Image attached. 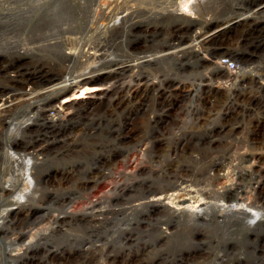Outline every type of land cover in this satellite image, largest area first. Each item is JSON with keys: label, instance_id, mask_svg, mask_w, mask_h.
Returning a JSON list of instances; mask_svg holds the SVG:
<instances>
[{"label": "rangeland", "instance_id": "374dc122", "mask_svg": "<svg viewBox=\"0 0 264 264\" xmlns=\"http://www.w3.org/2000/svg\"><path fill=\"white\" fill-rule=\"evenodd\" d=\"M130 1L133 5L129 9H124V6L114 7L110 12H107V16L106 14L104 15L106 17H103L102 21L100 20L102 25L100 24L99 31L102 32L105 43H109L110 45L116 41L124 43L123 46H120L122 49L119 47L111 49L112 51L108 52L107 58L116 59V61L120 62L145 54H161L166 51L175 52L174 50H176V57H168L171 61V64L169 63L171 66H168L166 63V69L169 71L166 75L169 73L171 76H180L185 80H194L201 76L202 73L214 71L213 67L216 65L219 67L221 58L227 55L221 54L225 52L229 53V55L233 56L232 58H236L237 64L240 67L237 71L233 72L234 70H228L220 64L225 69L219 70V79L223 82L222 99H225L226 80L230 79L228 82H231L233 77L238 74H245L252 69L259 71V68H264V10L263 8H259V6L264 4V0ZM13 3L14 1L11 0H0V9L3 10L6 6L10 9L15 8L18 5L20 6V4H28V1ZM169 10H174L175 13ZM49 11L58 14L61 18L69 16L68 21L72 22L73 19L75 23L76 15L80 12L78 10L75 13L69 8H54ZM66 11L68 13L64 14ZM126 12L128 17L124 19L121 16L126 14ZM108 13L110 14L108 15ZM238 15L241 17L248 15L249 25H245L244 27L243 24H240L237 27L235 26L231 31H228V22L231 18ZM46 19H43V21ZM52 20H55V16L52 17ZM38 23L34 19L30 23L31 25L28 24L24 28L16 26L17 28L9 31L11 34L7 35V38L17 40V44L15 43L17 46H22L21 37H24L25 40L28 39V42L31 44H29L28 49L30 52L29 56H24L25 59L23 57L27 61V64L22 66L27 71L39 69L52 60L51 56V60L49 59L47 48L39 47L38 49V47L32 46V44H37L32 39L35 40L34 38L37 37L35 36V32H37V28L40 26V23ZM40 38L42 37L40 36ZM40 40H44V38ZM65 47L67 48V46ZM0 49L7 48L0 46ZM33 49H35V52ZM124 49L126 55L123 52ZM17 50L19 48L15 47L9 53L16 55L18 53L16 52ZM6 51L0 54V59H4V63H9L13 57ZM242 56H246L247 58ZM7 59L10 60L8 61ZM175 60L179 64L181 62L186 63L187 66H182L181 68L179 67L180 65L174 63ZM98 62L100 61L94 62L93 65L89 62L87 65L89 68L92 67L102 72L110 73L109 81L106 79L105 82L107 85H111V91L103 97L100 105L95 106L94 109H88L87 116L84 115L73 119L64 117L63 120L57 121L59 124L55 123V126L58 127L57 138L53 137L52 133L45 131V127H43L45 125L43 122L44 117L40 114L41 112L30 109L26 103L19 104L21 107L16 104V107L12 108L7 114V120L5 122L2 121L3 124L1 123L0 125V127L2 126L0 128V263L51 264L49 259L52 260V257L47 259L48 256L46 257V255L49 244L52 245L51 242L53 241V244L56 247L59 246V249H70L71 246L75 247L78 244H83V250H86V252L82 250L77 251V253L74 252L70 256L67 252L59 258L54 257L52 260L54 264H126L131 260L132 262L134 261V264H140V262H142L141 264H144V262L147 264V261L156 255H162L168 262H176L174 264H264V200L249 205L248 199H245L246 202L238 203V206L246 211H242L243 213H239L237 216L225 214V221H222L221 215L208 212V215H202L195 221L194 218L192 221L180 218L178 226L176 225L177 223L173 224L175 221L171 222V226L166 224L170 219L177 220L179 218L168 212L145 213L144 207L137 204L138 201L135 199L137 195L133 192H127L119 198L114 197L111 201H105L98 205L110 204L116 208L114 212L106 209L101 210L100 208H97L98 210H90L89 200L94 199L95 194L100 199L104 198L105 200L108 198L113 189V177L115 176L119 179L122 170L131 169L130 175L136 181H152L163 170L162 165L164 168L171 169L174 168L176 163L181 162L180 166L183 163V166L185 165L184 167L187 169L186 171L185 168L182 169L181 167L183 173L198 170L205 171L207 169L211 175L225 172L227 178L232 179L233 176L231 174L234 172V161L231 160L232 154L237 151L241 152L244 149L264 153V118H261L263 122L261 126H256L255 122H248L249 120L257 121L259 119L258 114L260 113V109L258 105L250 104L249 106L251 107L249 109H244L240 106L238 107L239 109L237 108L232 112V116H229L230 118H225V108L219 114L214 113V111L212 113L210 112L211 108L213 109L217 106L215 104L209 105V102H207L206 105L210 109L203 111L202 115H197L192 110L193 104L197 103L193 98L194 92L190 89L192 88L190 86L193 85L185 86L186 82H184L182 86L187 89L186 91L175 89L172 92L170 88L159 90L163 87L161 84L164 82L161 83V81L165 76L162 67L160 68V66L158 67L155 64H145L141 68L135 69V78H132L130 76L131 72L129 71L130 73H128L125 69L123 70L124 73L121 70L118 72L114 71L113 68L117 66L114 61H102L103 64ZM97 66L101 67L98 68ZM53 67L58 68L60 66L56 65ZM71 68L69 67L67 70H71ZM82 68L78 64L74 70L81 71ZM228 75L232 77L228 78ZM246 76H249V74H246ZM111 79L112 81H110ZM4 82V77H0V88L8 91L10 88ZM193 87L196 88V86ZM255 89L254 91L264 100V95H261L257 88ZM128 92L129 95H132V97L130 96V100L127 99ZM246 96L243 94V97ZM154 99L157 100L153 101ZM163 100L165 101L162 102ZM169 101L172 103H169ZM241 101L237 104L243 105V103H246L244 100ZM165 104H168L166 106L170 108L167 112L168 114L162 115ZM27 109L30 110L26 111ZM37 112H40V115ZM50 112L54 113L55 111L54 109H50ZM31 115L34 116V119ZM159 117H162V119L158 126H156L155 120ZM225 122L227 123L226 125ZM243 123H246L245 127L242 126L241 128L238 126V124ZM27 124H30L29 127H27ZM248 124L251 125L249 126L250 128ZM215 126L218 127L216 130ZM125 133L133 134L131 140L134 141H125L126 138L119 136ZM178 137L181 138L180 144L182 145H180L181 150L175 153L174 143L178 140ZM33 139L34 142H32ZM169 139H171L172 143H169ZM142 140L148 143L147 146L146 144H142ZM147 140H151L152 146L149 145ZM27 144L31 148L27 149L25 146ZM31 149H33V152H30L32 151ZM126 149L130 152L128 167L125 162H121L127 154L125 152ZM147 150L157 151L158 155L152 157L148 154ZM229 154H231L230 157ZM153 158L155 159L152 160ZM255 160L257 166L254 165V168L261 169L260 165H263L264 155L258 153ZM29 161L31 168L28 170L26 163ZM99 164H103L105 168L107 167L106 171H115L112 176H108L107 183L95 186L94 181L90 179L95 176V173L98 174L96 167ZM231 165L232 167H230ZM80 167L83 168L81 169ZM12 169H17L15 174ZM83 169L86 172H84V175L89 177L83 183L87 187L77 188L73 181L78 176L81 183ZM77 170L80 175H77ZM12 175H15L17 178L20 177L14 180L11 177ZM63 176L65 179L63 178L64 180L62 181L60 177ZM66 176L68 177L66 178ZM10 178L12 182L9 180ZM202 186L206 188L211 187L209 181L205 182V184L203 183ZM69 193L71 196L77 197L78 203L76 204V208L78 207L79 213L84 215L86 221L81 223L65 222L64 225L62 218L61 220L59 218L52 223L53 232L50 228L52 215H55V213L56 215H63V204L56 202V199L64 197ZM30 207L33 210L34 208L38 210L30 212ZM245 212H247L246 215ZM251 213L256 214L257 217L254 219ZM14 218L17 219V222L13 226L9 224V220ZM23 220L28 222L24 223ZM21 231H25V234L20 240H17V235ZM128 233L132 238L128 242H125L123 240H126ZM47 234L50 236L48 237ZM80 241L83 242L81 243ZM33 242L37 244L38 250L36 254L26 252V250L24 252L19 250L23 248L19 244H32ZM40 242L46 244L42 245ZM124 244H126L125 247L127 245L128 247L125 248ZM6 251L9 253L19 251L20 256L8 258ZM66 255L68 258H71V262L68 261Z\"/></svg>", "mask_w": 264, "mask_h": 264}, {"label": "bare ground", "instance_id": "6f19581e", "mask_svg": "<svg viewBox=\"0 0 264 264\" xmlns=\"http://www.w3.org/2000/svg\"><path fill=\"white\" fill-rule=\"evenodd\" d=\"M11 1H14V3L15 2L21 3V2H23L25 0H11ZM27 1H28V4H25V5L24 4H20V6L18 5L15 8H11L10 9L8 6H6L3 10L0 9V46H3L5 48H7V49H0V54L5 52L6 50H10V51H6V52H8V53L10 52L11 53L12 49H14L15 47L19 48V50L16 51V52H18V53H16V55H14V53L13 54L9 53L10 56L13 57L11 59V61H9L10 59L9 60L7 59L9 61V63H4V59H2V58L0 59V72H1L0 73V77H4V81H5L4 84L10 88L8 91L7 90L4 91L3 89L0 88V125H1L2 121L5 122L7 120V114L9 113V111L12 108L16 107L15 106L16 104H18V106H19V104L22 105L23 103H26V104L29 105L30 109H35V110L41 112V113L40 112H37V113H38V115L42 114L43 117H44V121L43 122H44L45 125H43V127H45V131L52 133V136L56 137L57 136L58 127L55 126V123L58 124L57 121L63 120L64 117L73 119V118L81 117V116H84V115L87 116L86 113L88 112V109L89 110L90 109H94L95 106L100 105L101 101L103 100V97L106 96L111 91V89H112L111 85H107V83L105 82L106 79L109 78L110 73H107L105 71L102 72V71H100L98 69H95V68H92V67L89 68V66L87 65V63H89V62H91L92 65H93L94 62H96V61H100V62H98L100 64L102 63V61H105V62L106 61H108V62L114 61L115 64L117 65V66L114 65L115 66L113 68L114 71L118 72V71L121 70L123 72V70L125 69L126 72L127 71H128V73L131 72L130 76L132 78L134 77V73H135V69L136 68H141V66H143L145 64H155L158 67L160 66V68L162 67V69L164 71V74H165V76L163 77V80L161 81V83L164 82V83L161 84V86H163V87H161L159 90H162L163 88H170V90L172 89V92H174L175 89L186 91L187 89L184 88V86H182V84L184 82H186L185 86H190V85L196 86V88L193 87V86H190V87H192L190 89H192L193 92H194V97H193L194 101H197V103L193 104V106H192V110L195 112V114L202 115L203 111L209 110L210 107H208L206 105L207 102H209V105L215 104V106H217V107H215L213 109L211 108L210 112H212V113L214 111V113L219 114V113H221V110L223 108H225V118H230L229 116H232V112H234L240 106L243 107L244 109H249L251 107L249 105L250 104H254V105H258V107L260 109V111H259L260 113L258 114L259 119L257 121L249 120L248 122H250V123L251 122H255L256 126H261V123H263L261 118H264V100H262L261 96H259L254 91V89L257 88L258 91L261 93V95H264V92H263V89H264V68H259V71L258 70L254 71L252 69L251 71H248L245 74H240V75L238 74L235 77H233L231 82H228V81H230V79L226 80L225 81V99H222L221 98L222 97L221 93H222V88H223V86H222L223 82H221L220 79H219L220 78V71L219 70H221V69L225 70V69L220 64H219V67L217 65L215 67H213L214 71H209L207 73H202L201 76H199L198 78H196L194 80H185V79H182L180 76L179 77L171 76V75H169V73H168V75H166L167 72H169L166 69V67H167L166 63L168 64V66L171 64V61L168 59V57L169 56H170V58H171V56L172 57L173 56L176 57V53H175V52H177L176 50H174L175 52L166 51V52L161 53V54H154V53L145 54L143 56H136L134 58L132 57L130 59H126V60H123V61H120V62L116 61V59L112 60L110 58H107L108 52L112 51L111 49H116L118 47L120 49H122V47H120V46L121 45L123 46L124 43H121V42L119 43L117 41L113 42V44H111V45L109 43H105L104 40H103V34H102V32L99 31L100 30L99 27H100V24H101L100 20L102 21L104 15L106 14V16H107V12L108 11L110 12V10L113 9L114 7L124 6V9H129L133 5V3H131L130 0H27ZM54 8H58V9H66V8L68 9L69 8L75 13H77V11L80 10V12L77 13V15H76V23H75V21L73 19H72V22L68 21V19H69L68 17L69 16L61 18V17L58 16V14H55V13L49 11V10H52ZM259 8H263V10H264V4L259 6ZM169 11L175 13L174 10H169ZM65 13H68V12L66 11V12H64V14ZM109 14L110 13H108V15ZM54 16H55V20H52V17H54ZM253 16H255V15H253ZM121 17L126 19L128 17L127 16V12H126V14L122 15ZM34 19L37 20L40 23V26L37 28V32H35V36H37V37L34 38L35 40L32 39V41L35 42V43L37 42V44H32V46H34L35 48L38 47V49H39V47L40 48H47L48 52H49V59L51 60V58H52V60L48 61V63L44 64V66H41L39 69L36 68V70L31 69L32 71H27L26 69H23L22 65L27 64V61L24 60L25 59L24 56H29L30 52H29L28 49H29V46L31 44L28 42V39L25 40L24 37H21L22 46L21 45L17 46L16 45L17 44L16 43L17 40L16 39L7 38V35L11 34V32H9V31H12V29L17 28L16 26H21V27L24 28L26 25L32 23ZM43 19H46V20L43 21ZM41 21H42V23H41ZM249 23H250V21H249L248 15H246L244 17H241V16L238 15V16H235V17L230 19V21L227 24V30L231 31L232 29L235 28V26L237 27L240 24H243L244 27H245V25L248 26ZM232 25H234V26H232ZM19 29H20V27H19ZM22 30L24 31V29H22ZM12 34H14V33H12ZM40 36L42 38H44V40H40V39H42V38H40ZM212 36H214V35H212ZM8 37H10V36H8ZM106 38H107V36H106ZM205 40H207V39H205ZM109 41H111V40H109ZM107 42H108V40H107ZM65 46H67V48ZM34 50L35 49H33V51ZM124 51H125V49L123 50V52ZM229 51H230V49H229ZM111 53L113 54V52H111ZM120 53H119V55L122 54V53L121 54ZM124 54H125V52H124ZM225 54L229 55V53H226V52L221 54V55H225ZM50 56H51V58H50ZM129 56H130V53H129ZM229 56L233 57L231 54ZM23 57H24V59H23ZM242 57L247 58L246 56H242ZM45 62H47V61H45ZM174 63L180 65L179 67H181V68H182V66H187L186 63H183V62H181V64H179V62H177V60H175ZM78 64H80V66L83 67L81 71L74 70V68ZM56 65H59L60 67H58V68L53 67V66H56ZM108 65H110V64H108ZM72 66H73V68H71ZM69 67L71 68V70H67V69H69ZM100 67L101 66H99L98 68H100ZM239 67L240 66H238V68L236 70H234L233 72L237 71L239 69ZM169 69H170V67H169ZM246 74H249V76H246ZM225 75H227V74L225 73ZM116 77H118V76H116ZM231 77H232L231 75H228V78H231ZM114 80L115 79L113 77V81ZM107 81H109V79ZM110 81H112V79ZM138 84H140V82H138ZM5 85H4V87H5ZM121 86H120V88H121ZM123 87H124V85H123ZM130 87H131V85H130ZM181 88H183V89H181ZM154 89H155V87H154ZM190 89H188V90H190ZM112 93H113V91H112ZM243 94H245L247 96L243 97ZM130 96L132 97V95L131 94L129 95V92H128V98H127L128 100L131 99ZM156 100L154 99L153 101H156ZM241 100L246 101V103H243V105H238L237 103L239 101H241ZM260 100H261V102L259 103ZM164 101L165 100H163L162 102H164ZM169 103H172V102L169 101ZM192 103H195V102H192ZM168 104H165V106H164L165 108L162 111L163 112L162 115L168 114L167 112L169 111V108H170V107L166 106ZM19 107H21V106H19ZM50 109H54L55 112L51 113ZM29 110L27 109L26 111H29ZM156 113H158V112H156ZM207 116H209V115H207ZM32 117L34 119V116H32ZM161 119H162V117H159L158 119L155 120V125L156 126H158V124H159ZM24 124H26V123H24ZM226 124L227 123L225 122V125ZM29 125L30 124H27V127H29ZM245 125H246V123L238 124V126L241 127V128H242V126L245 127ZM230 126H231V124H230ZM249 126H251V125L248 124V127ZM222 127H223V125H222ZM217 128L218 127L215 126V130ZM257 130H259V129H257ZM44 135H45V133H44ZM36 136H37V134H36ZM119 136H123L124 138H126L125 141H130L133 138V134H131V133H125L124 135L121 134ZM204 137H205V135H204ZM171 139H169V143L171 142ZM56 140H59V139H56ZM144 140H142V144H146V146H147L148 143H146ZM133 141L131 140V142H133ZM180 141H181V138L178 137V140L175 141V143H174V151H175V153L178 152L179 150H181L180 149V147H181L180 145H182V144H180ZM32 142H34V139H33ZM148 142H149V145L152 146L151 140H149ZM42 143H44V142H42ZM149 145H148V147L150 148ZM25 146H26L27 149L31 148L28 144L25 145ZM146 146H145V149H146ZM32 147H33V145H32ZM121 147H123V146H121ZM168 147H169V145H168ZM128 149L125 150V152H127V154L125 155V158L121 161V162H125L127 167H128V164L130 163V160H128L129 157H130V152H128L129 151ZM145 149H144V151H146ZM31 150L32 151H30V152H33V149H31ZM26 152H28V151H26ZM30 152H28V153H30ZM147 152L152 157L154 155H158V153H156L157 151H154V150H149V151L147 150ZM142 153H144V152L142 151ZM258 153H260V155H264V153H262V152H256V150L255 151H247V149H244L241 152L237 151L236 153L232 154V157H231L232 159L231 160L234 161L233 162L234 172H233V174H231L233 176L232 179L227 178V174H225V172H220V173H218L216 175H211L208 172L207 169L205 171H203V170L199 171L198 170V171H193V172H189V173L188 172L183 173V171L181 170V167H182V169H184L185 165L183 166V163H182L181 166H180L181 162H179L178 164L176 163L174 168H171V169L170 168H164V166L162 165V167H163L162 169L163 170H161V172H159V174L156 175L152 179V181H141V180L136 181L135 178H133L130 175L131 169H127V170H124V171L122 170L119 179H117L115 176L113 177L114 178V182L112 183L113 189H112L111 193L109 194V197L104 200V198L100 199L98 197V195L95 194V198L89 200L90 201L89 207L91 208L90 210H98L97 208H100L101 210H105L106 209V210H111V211L114 212V210L116 211V208L111 206L110 204H106V205H102V206H98V205L101 204V203H104L105 201H111L114 197H118L119 198L120 196H123L127 192H133V193H136V195H137V198H135L136 201H138L137 204L144 207L145 213L149 214L151 212H157V213L168 212L170 214H173V215L179 217L177 220H175V219L168 220L166 222V224L168 226H171L172 225L171 222H173V221H175V222H173V224L175 225V223H177L176 225L178 226L180 218L187 219V221H190V220L192 221L193 218H194V221H195V220L198 219V217H200L202 215H206V214L208 215V212L209 213L212 212L213 214L217 213V215H221L222 221H225L224 220L225 219V214L226 215H231V216L232 215H236L237 216V214L243 213L242 211H246L242 207L238 206V203L239 204L241 202L245 203L246 202L245 199H248L249 202L248 201L247 202H248L249 205H253V204H255L258 201L264 200V162L262 161L263 165H260L261 169L254 168V165L257 166V164L255 163V161H256L255 159H257V154ZM160 154H162V153H160ZM11 156H9V157H11ZM173 156H174V154H173ZM230 156H231V154H229V157ZM224 157H226V156H224ZM154 159L155 158H153L152 160H154ZM180 159H181V157H180ZM220 159L221 158L219 157V160ZM15 161H14V163H15ZM163 161H161V162H163ZM131 163H133V162H131ZM169 163H171V162H169ZM165 165H166V163H165ZM230 167H232V165ZM26 168L28 170L31 168L30 161L26 163ZM73 168H75V167H73ZM85 168H87V167H85ZM96 168L98 169L97 170L98 174L95 173V176H93V175H92L93 177L90 176L91 177L90 180L94 181L95 186H99V185L105 183L107 181L108 176H112L113 172L115 171V170L106 171L107 167L105 168V166L103 164H99ZM84 169L82 170L83 171V173H82L83 176H81V177L83 179L81 180V183L79 182V177L78 176H77L76 179L74 178L75 180L73 179L74 180L73 182H75L77 188L87 187L83 183L86 182L89 177L84 175V172H85ZM16 171H17V169L16 170L14 169L13 173L15 174ZM82 171H80V172H82ZM186 171H187V169H186ZM78 174L79 173H78V170H77V175ZM229 175H230V173H229ZM64 176L60 177V178H62L61 179L62 181L65 179ZM11 177L15 180V179H18L20 176L17 178L15 175H12ZM67 177L68 176H66V178ZM8 178H9V176H8ZM225 179H226V181H225ZM9 180L11 181V178ZM207 181L210 182V185H211L210 188H206L205 186H202V184L203 183L205 184V182H207ZM72 186H74V185H72ZM73 188H71V189H73ZM56 202H58L60 204H63V207H62L63 209L61 208L63 215H59V214L56 215V213H55V215H52V218L50 219V222H51V227L50 228L52 229V231L54 230L52 228V223H54L53 221H56L59 218H60V220L62 218V221L64 222V225H65V222L66 223H73V222L81 223L83 221H86L84 215L82 213L81 214L79 213V210L77 209L78 207L76 208V204L78 203L77 197H73L69 193V194H67L64 197L56 199ZM132 204H134V203H132ZM29 209H31V211ZM29 209L28 210L30 212H34V211L38 210V209H35V208L33 210L32 207H30ZM246 213L247 212H245V215H246ZM101 214H102V212H101ZM252 215H253L254 219L257 217V215L254 214V213ZM128 217H129V215H128ZM129 220L131 221V219H129ZM228 220H229V217H228ZM251 221H249V222H251ZM16 222H17V219H15V218L9 220V224L13 225V226H14V224ZM27 222L28 221H24V223H27ZM57 223H58V221H57ZM60 223H59V225L61 226ZM54 226H56V225H54ZM62 226H63V224H62ZM185 226H187V225H185ZM7 227H9V226H7ZM45 227H46V225H45ZM13 229H15V228H13ZM55 230H57V229H55ZM40 231H41V228H40ZM24 234H25V231H21L17 235V240H20L23 237ZM47 236H48V234H47ZM38 238H40V237H38ZM131 238H132L131 235L128 233L127 237H126V240H123V241L128 242V240L131 239ZM46 239H47V237H46ZM35 242H37V241H35ZM45 242H48V241H45ZM51 244L52 245L49 244V247H48V250H47L48 251V253L46 255V257L48 256L47 259H49V257H52V260L54 259V257L59 258L60 256L65 255L67 252H68V254L70 256L74 252L77 253V251H80V250L84 251L83 250V244H78L75 247L71 246L70 249L69 248H61V249H59L58 248L59 246L56 247L55 244H53V241L51 242ZM19 245H22L21 247H23V248H21L22 250L19 249L22 252H24L26 250V252H32L33 254H36V252L38 250L37 249V244H35L34 242L32 244H19ZM34 245H35V247H34ZM95 246L97 247V245H95ZM125 246H126V244H124V247ZM98 247H100V246L98 245ZM127 247H128V245H127ZM127 247H125V248H127ZM87 249H88V246H87ZM87 251H89V250H87ZM84 252H86V250ZM6 253H7L8 258L9 257H19L20 256V252L19 251L18 252H14V253H9L8 251H6ZM153 254H155V253H153ZM153 257L154 258H151L150 260L147 261V264H174V263H176V262H168V261H166L162 255H156V256H153ZM67 258H68V256H67ZM138 258H139V256H138ZM52 260L49 259L50 263L54 264ZM70 260H71V258H68V261H70ZM164 261H166V262H164ZM18 263L20 264L21 262H18ZM141 263L142 262H140V264ZM126 264H134V261L133 262H132V260L128 261ZM144 264H145V262H144Z\"/></svg>", "mask_w": 264, "mask_h": 264}, {"label": "built area", "instance_id": "2783aa9c", "mask_svg": "<svg viewBox=\"0 0 264 264\" xmlns=\"http://www.w3.org/2000/svg\"><path fill=\"white\" fill-rule=\"evenodd\" d=\"M220 64L228 70H236L238 68L237 60L229 55L223 56L220 60Z\"/></svg>", "mask_w": 264, "mask_h": 264}]
</instances>
